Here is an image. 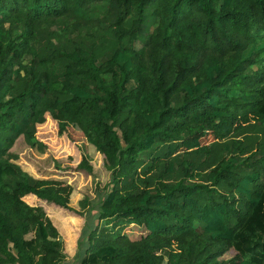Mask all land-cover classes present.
Instances as JSON below:
<instances>
[{"label":"trees","instance_id":"obj_1","mask_svg":"<svg viewBox=\"0 0 264 264\" xmlns=\"http://www.w3.org/2000/svg\"><path fill=\"white\" fill-rule=\"evenodd\" d=\"M47 118L115 160L98 203L16 163ZM42 204L77 264H264V0H0V264H65Z\"/></svg>","mask_w":264,"mask_h":264},{"label":"rangeland","instance_id":"obj_2","mask_svg":"<svg viewBox=\"0 0 264 264\" xmlns=\"http://www.w3.org/2000/svg\"><path fill=\"white\" fill-rule=\"evenodd\" d=\"M36 137L45 145L44 152L40 153L30 149L22 138L16 141L12 149L18 156L16 163L21 169L38 180L57 182L61 190L66 193L69 190L68 206L73 210H79L78 203L86 197L91 202L98 203L99 197L103 195L104 187L112 179L109 167L113 166L115 160L97 152L74 129H70L64 135H59L56 122L50 118H47L46 122L37 129ZM82 158L92 166L94 176L76 171V166ZM25 201L30 205L39 204L31 197L26 198ZM42 207L58 227L65 242L67 254L65 264H77L79 252L72 248L73 239H77L80 230L87 225L85 220L65 210L51 209L43 204ZM92 222L94 225L97 223L93 218ZM88 232L89 228L83 230L81 236L83 244ZM125 232L135 237L140 235L142 230L131 226L126 228Z\"/></svg>","mask_w":264,"mask_h":264}]
</instances>
